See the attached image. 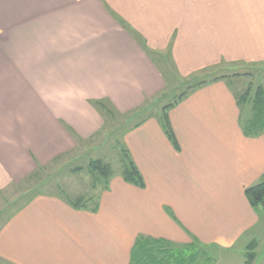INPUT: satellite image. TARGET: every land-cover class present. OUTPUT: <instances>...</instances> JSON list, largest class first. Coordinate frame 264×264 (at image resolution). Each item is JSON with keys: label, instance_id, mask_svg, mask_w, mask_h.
I'll use <instances>...</instances> for the list:
<instances>
[{"label": "crops", "instance_id": "crops-1", "mask_svg": "<svg viewBox=\"0 0 264 264\" xmlns=\"http://www.w3.org/2000/svg\"><path fill=\"white\" fill-rule=\"evenodd\" d=\"M160 57L185 77L263 63L264 0H0V264H131L140 234L253 241L263 217L246 188L264 174V134H244L230 77L170 109L179 150L157 116L128 133L147 131L131 134L144 189L119 179L96 211L40 192L9 212L6 192L76 147L65 124L83 139L105 126L91 99L126 113L165 89Z\"/></svg>", "mask_w": 264, "mask_h": 264}, {"label": "rangeland", "instance_id": "rangeland-1", "mask_svg": "<svg viewBox=\"0 0 264 264\" xmlns=\"http://www.w3.org/2000/svg\"><path fill=\"white\" fill-rule=\"evenodd\" d=\"M160 58L161 59H158L157 62L165 75L167 84L165 89L149 98V100L144 102L141 106L127 112L128 117L124 122L122 120V116L119 115H116L115 118L108 117V121L106 123L107 126H104L98 130V132L78 142L72 151L65 153L60 157V159L46 166L45 169L40 171L38 175L35 174L29 177L27 182L21 184L18 188H11L9 192L5 193L6 196L4 200L6 202L13 203L17 199L16 201L18 202L15 203L16 205L13 204L15 207L9 209L10 213L14 212L17 208L16 206L22 205L23 202L25 203V201L30 200V198L40 192L57 195L65 199H75L79 195H83L86 198L90 197V200L88 201L89 205L98 203L101 198L102 191L106 189L111 190L112 185L114 188L119 184L120 181L117 180H124L122 175L124 161L121 148L127 149L136 164L137 161L133 155H136L139 160H141V151L139 150V146L135 144L136 150L131 146V134L132 136H139L141 138L142 135H144L143 137L148 136L147 131H144V134L142 135L141 133L128 134L132 130L128 131L125 127L131 123L135 124L138 120H141L142 117L151 114V111H154L152 114L160 115L162 112V106L168 102L176 100L178 95H180V93L184 90H187L190 84L204 78L211 79L213 77L226 74L228 77L233 78L235 82L234 89L236 92L244 90L250 82H253V86H257L259 84L264 85V62L261 64L249 65L245 63L232 65L221 64L220 66L212 67L207 71L195 72L190 76L185 77L177 70L171 60H168L167 58L164 59L162 57ZM244 72H250L252 74L249 76H234V73L243 74ZM98 157L110 163L114 170V175L108 183V188H105L106 182L104 179L97 178L95 175H92L87 167L90 158ZM76 166H83L82 171L74 172L72 169ZM144 179L146 184L147 179L145 176ZM124 181L137 186L134 183L126 180ZM94 185H96V189L93 188ZM145 187L139 188L144 189ZM116 188L119 187L117 186ZM18 196H21L20 199L17 198ZM7 197L10 198L7 199ZM3 214L5 216L7 215V213ZM254 234L255 237H253V241H251V238H245L230 251L226 249L222 250L221 247H208L210 252H212L211 254L213 257L218 260V257L220 256L218 264H264V215L261 224L255 230Z\"/></svg>", "mask_w": 264, "mask_h": 264}, {"label": "trees", "instance_id": "trees-1", "mask_svg": "<svg viewBox=\"0 0 264 264\" xmlns=\"http://www.w3.org/2000/svg\"><path fill=\"white\" fill-rule=\"evenodd\" d=\"M251 74L252 73L250 72H244L243 74L234 73V76H249ZM225 77L228 76L224 74L211 79L204 78L190 84L188 89L180 93L176 100L168 102L162 106V112L160 115L152 114L154 111H151V114L142 117L141 120H138L135 124H129L125 127V129L130 131L142 124L151 115L157 116L164 133L167 135L173 146L179 150L181 147L171 122L169 115L170 109L190 91L201 87L212 80L222 79ZM253 85V82H250L244 90L235 91L236 102L240 108L241 127L244 134L248 137H258L264 134V85ZM90 103L105 119V126H107L106 123L108 121V117L115 118L116 115H119L122 116L123 122L128 117L127 112H119L108 98L91 99ZM65 126L75 137L77 143L84 140L70 125L65 124ZM121 150L124 161L122 172L124 180L134 183L139 187H145V179L138 165L135 163L133 158H131L127 149L121 148ZM87 167L92 175H95L97 178L104 179L106 182L105 188H108V183L114 175L112 165L98 157L90 158ZM82 169L83 166H76L72 170L74 172H81ZM95 187L96 185L93 186L94 189H96ZM246 195L257 213L263 217L264 174L258 182L246 188ZM67 200L75 208H91L93 211L98 209V203L89 205L88 201L90 200V197L86 198L83 195H79L75 199L68 198ZM211 253L212 252H210L208 245L201 242L198 238H193L191 242L178 244L164 237H154L140 234L137 236L131 250V264H215L217 262V258L213 257Z\"/></svg>", "mask_w": 264, "mask_h": 264}]
</instances>
